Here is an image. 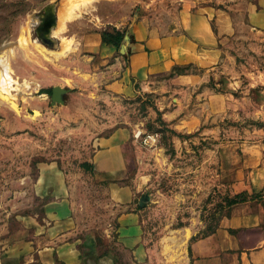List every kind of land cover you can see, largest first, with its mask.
I'll return each instance as SVG.
<instances>
[{"label":"crops","instance_id":"crops-1","mask_svg":"<svg viewBox=\"0 0 264 264\" xmlns=\"http://www.w3.org/2000/svg\"><path fill=\"white\" fill-rule=\"evenodd\" d=\"M158 1L112 22L123 32L118 49L98 35L90 50L99 64L110 60L101 73L112 94L174 101L176 129L219 136L230 118L228 130L238 134L218 144V161L232 170L230 194L239 200L213 230L186 240L180 262L170 260L172 249L145 223L146 174L133 171L136 140L120 126L98 139L81 170L40 166L30 186L38 202L16 213L2 249L8 264H264V85L250 87L229 45L243 39L264 48V0ZM222 75L223 90L206 86Z\"/></svg>","mask_w":264,"mask_h":264},{"label":"rangeland","instance_id":"rangeland-1","mask_svg":"<svg viewBox=\"0 0 264 264\" xmlns=\"http://www.w3.org/2000/svg\"><path fill=\"white\" fill-rule=\"evenodd\" d=\"M157 3L96 0L81 10L70 7V0H0V56L1 63H7L9 81L1 89L9 99L2 98L6 93L0 95V264L9 262L7 253L3 258L1 254L8 248L10 235L14 236L16 213L38 202L30 186L40 166L57 161L68 171L81 170L98 139L120 126L130 129L136 140L133 148L138 161L133 171L146 174L145 223L154 241L161 239L172 249L170 260L180 262L190 236L205 234L218 225L231 199L232 170L218 161V144H227L238 134L228 130L230 118L219 136L203 134L201 129L188 133L176 129L174 101L157 92L130 98L112 94L107 87L109 78L101 73L110 60L99 64L90 50L98 35L107 43L106 33L119 30L112 22L136 11H151ZM65 19L69 21L64 33L68 39H49L50 31L56 26L62 29ZM73 36L75 50L63 54L73 46ZM229 45L238 66L244 70L243 62L247 67L250 87L263 86L264 48L243 39ZM234 71L238 78L240 72ZM225 80L224 75L211 78L206 86L223 90ZM54 86L63 89L61 101H53L51 91L43 92ZM137 131L139 136H135ZM147 135L155 141L149 138L146 142Z\"/></svg>","mask_w":264,"mask_h":264},{"label":"clouds","instance_id":"clouds-1","mask_svg":"<svg viewBox=\"0 0 264 264\" xmlns=\"http://www.w3.org/2000/svg\"><path fill=\"white\" fill-rule=\"evenodd\" d=\"M96 3V0H70V7H79L81 10H86L87 8L92 7L94 4ZM76 18L75 13H73V19ZM69 21L67 19H65L64 25L61 29V27L56 26L55 28H53L50 31L49 34V39L57 42L62 38L68 39L67 37L64 36V33H66L68 31L67 29V23ZM40 23L39 20L36 21V25H38ZM72 40L73 46L69 47L67 49V51L63 54H69L70 52L75 50V45H76V40L75 37H71L70 38ZM52 52H55V50H49Z\"/></svg>","mask_w":264,"mask_h":264},{"label":"trees","instance_id":"trees-1","mask_svg":"<svg viewBox=\"0 0 264 264\" xmlns=\"http://www.w3.org/2000/svg\"><path fill=\"white\" fill-rule=\"evenodd\" d=\"M106 35L109 37V40H107V43L112 44L116 48H119L120 42H121L122 37H123V32H120L118 30L114 33L113 32H107ZM103 41L105 42V40H103ZM50 91H51V88L43 90V92H48V93ZM239 197H240L239 195H234V196L229 197L231 199H229L228 205H231L232 203L237 202L239 200Z\"/></svg>","mask_w":264,"mask_h":264},{"label":"water","instance_id":"water-1","mask_svg":"<svg viewBox=\"0 0 264 264\" xmlns=\"http://www.w3.org/2000/svg\"><path fill=\"white\" fill-rule=\"evenodd\" d=\"M0 68H2V79H7V63H1V56H0ZM63 92V89H61L58 86H54L51 88V99L53 101H61L60 95ZM146 196H142L139 205L144 206L145 204V198Z\"/></svg>","mask_w":264,"mask_h":264},{"label":"bare ground","instance_id":"bare-ground-1","mask_svg":"<svg viewBox=\"0 0 264 264\" xmlns=\"http://www.w3.org/2000/svg\"><path fill=\"white\" fill-rule=\"evenodd\" d=\"M8 80H10V79H8ZM7 82H9V81H7L6 79H2V78H0V95L1 96H4V94L6 93V95L7 96H4V97H2V98H5L6 97V99L9 97L8 96V92H1V89L3 90L5 87H6V84H7ZM8 85H10V83L8 84ZM0 99H1V97H0ZM5 99V100H6ZM9 99V98H8ZM2 100H4V99H2ZM8 102H10L9 100H7ZM10 104V103H9ZM13 104V102H11V105ZM16 104H14L12 107H14Z\"/></svg>","mask_w":264,"mask_h":264},{"label":"built area","instance_id":"built-area-1","mask_svg":"<svg viewBox=\"0 0 264 264\" xmlns=\"http://www.w3.org/2000/svg\"><path fill=\"white\" fill-rule=\"evenodd\" d=\"M139 133H140V131H137L135 136H139ZM149 138H152V140L155 141V137H152L151 135H147V137L145 138L146 142L148 141Z\"/></svg>","mask_w":264,"mask_h":264}]
</instances>
